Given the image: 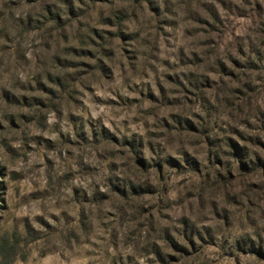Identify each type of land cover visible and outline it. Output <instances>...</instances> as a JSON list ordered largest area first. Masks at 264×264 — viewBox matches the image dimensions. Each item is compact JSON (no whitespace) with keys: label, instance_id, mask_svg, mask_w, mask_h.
Instances as JSON below:
<instances>
[{"label":"rangeland","instance_id":"374dc122","mask_svg":"<svg viewBox=\"0 0 264 264\" xmlns=\"http://www.w3.org/2000/svg\"><path fill=\"white\" fill-rule=\"evenodd\" d=\"M0 169V264H264V0H0Z\"/></svg>","mask_w":264,"mask_h":264},{"label":"trees","instance_id":"16d2710c","mask_svg":"<svg viewBox=\"0 0 264 264\" xmlns=\"http://www.w3.org/2000/svg\"><path fill=\"white\" fill-rule=\"evenodd\" d=\"M126 1H130L133 3H137L138 0H126ZM141 4V3H138ZM52 19L59 24V22L61 21V16L60 14H55L53 15ZM129 19L128 15H122L118 18V25H122L123 22L127 21ZM134 144L132 143V148H134ZM0 173H1V169H0ZM10 252H9V247H8V242L7 239L5 237V235L0 236V257H3V259L5 260L4 263H7L6 258L9 257Z\"/></svg>","mask_w":264,"mask_h":264}]
</instances>
